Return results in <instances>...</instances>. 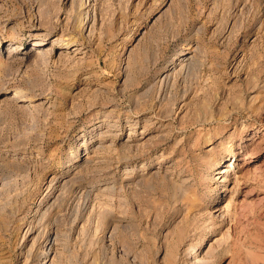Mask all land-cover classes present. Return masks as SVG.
Segmentation results:
<instances>
[{
  "label": "rangeland",
  "instance_id": "374dc122",
  "mask_svg": "<svg viewBox=\"0 0 264 264\" xmlns=\"http://www.w3.org/2000/svg\"><path fill=\"white\" fill-rule=\"evenodd\" d=\"M263 146L264 0H0V264H264Z\"/></svg>",
  "mask_w": 264,
  "mask_h": 264
},
{
  "label": "bare ground",
  "instance_id": "6f19581e",
  "mask_svg": "<svg viewBox=\"0 0 264 264\" xmlns=\"http://www.w3.org/2000/svg\"><path fill=\"white\" fill-rule=\"evenodd\" d=\"M44 43H48V42H46V39L35 41L34 45L38 46V47H44V48L46 46L50 45V44H47V45L43 46ZM50 43H51V45L53 44V42H50ZM67 45H69V41L67 42V44L63 45L62 47H66ZM15 49H17V46L14 44L12 50H15ZM80 49L81 48H77L78 51H80ZM193 57H194V54L190 53L185 58V60L191 62V59H193ZM12 96L18 98L20 101H25V100L29 99L28 96L20 88L13 89ZM127 141H128V139H127ZM230 166L231 165H229L228 167H230ZM226 171L227 170H225V169L221 170V172H223V173H225ZM223 179H225V178H223ZM56 239H57V236H55V235L53 236L52 233L47 234L46 237L44 238L43 242H42V245L40 247L41 249H35L34 246L31 249L29 248L30 255L33 254L36 257H40V256L45 254L47 259L49 261H51L50 264H52L53 260H55V258L58 256V251L56 249V244H58L57 243L58 240H56Z\"/></svg>",
  "mask_w": 264,
  "mask_h": 264
}]
</instances>
